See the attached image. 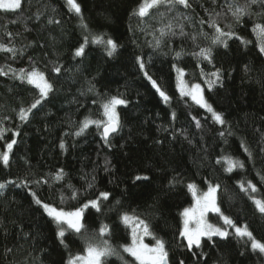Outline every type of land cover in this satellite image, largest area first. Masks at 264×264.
<instances>
[{"label": "trees", "instance_id": "16d2710c", "mask_svg": "<svg viewBox=\"0 0 264 264\" xmlns=\"http://www.w3.org/2000/svg\"><path fill=\"white\" fill-rule=\"evenodd\" d=\"M17 1L0 6V264H137L128 217L169 264H264V0ZM208 184L228 232L187 244ZM42 204L84 206L80 229Z\"/></svg>", "mask_w": 264, "mask_h": 264}, {"label": "rangeland", "instance_id": "374dc122", "mask_svg": "<svg viewBox=\"0 0 264 264\" xmlns=\"http://www.w3.org/2000/svg\"><path fill=\"white\" fill-rule=\"evenodd\" d=\"M158 1L159 0H142L137 8V12L139 14L145 13L149 7ZM178 1L184 2V0ZM15 5H18L17 0H0V6L3 8H14L16 7ZM24 77L32 82L33 85L35 84L43 93L46 91L47 85L40 74L28 73L24 75ZM178 87L181 92L190 95L193 100H195V102L205 106L199 87L187 85L182 77H179L178 79ZM113 119L114 111L110 107L108 109L107 119L105 122L107 123L114 121ZM9 149L10 145L7 146V150ZM226 163L229 168L233 166L231 161H226ZM216 187V185L208 184V188H214L215 190L209 189L206 191L208 188H205L203 192H206L203 194L198 195V193H196V197L192 194V203L183 211L182 218L184 224V238L187 244L197 243L202 237L205 236H223L228 232V228L226 227L227 222H224L218 211H216ZM255 203L259 208H262L260 201L255 200ZM42 206L47 213H50H48L49 215L54 217L61 227H64V229H80V217L84 212V206L78 208L75 211L73 210L74 212L59 211L49 208V206L46 204H42ZM213 213H217L219 215L223 223H225L224 226L212 224L213 222L210 221L209 214ZM127 223L131 229V239L129 244L124 247V250L135 259L137 264H160L162 258L164 257L160 243L156 241H153L151 244L146 242L144 238L148 235V233L146 227L140 220L133 217H128ZM64 229L60 228V230ZM221 231H224L223 234H221ZM101 256V250H97L96 248H88L83 252L82 255L72 258L69 264H101Z\"/></svg>", "mask_w": 264, "mask_h": 264}, {"label": "water", "instance_id": "95a60500", "mask_svg": "<svg viewBox=\"0 0 264 264\" xmlns=\"http://www.w3.org/2000/svg\"><path fill=\"white\" fill-rule=\"evenodd\" d=\"M117 129V125L114 122H107L101 127V134L104 139H107ZM160 264H169L166 257H163Z\"/></svg>", "mask_w": 264, "mask_h": 264}]
</instances>
